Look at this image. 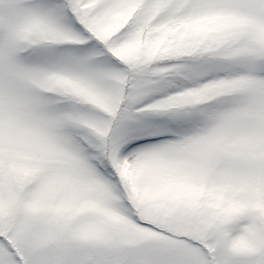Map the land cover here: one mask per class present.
Wrapping results in <instances>:
<instances>
[{
  "label": "snow or ice",
  "instance_id": "6c2138e0",
  "mask_svg": "<svg viewBox=\"0 0 264 264\" xmlns=\"http://www.w3.org/2000/svg\"><path fill=\"white\" fill-rule=\"evenodd\" d=\"M0 264H264V0H0Z\"/></svg>",
  "mask_w": 264,
  "mask_h": 264
}]
</instances>
